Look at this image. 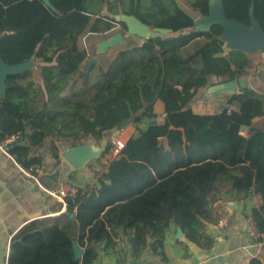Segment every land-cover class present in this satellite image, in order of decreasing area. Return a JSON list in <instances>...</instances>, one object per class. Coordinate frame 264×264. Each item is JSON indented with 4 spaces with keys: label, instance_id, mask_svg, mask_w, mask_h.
Listing matches in <instances>:
<instances>
[{
    "label": "trees",
    "instance_id": "1",
    "mask_svg": "<svg viewBox=\"0 0 264 264\" xmlns=\"http://www.w3.org/2000/svg\"><path fill=\"white\" fill-rule=\"evenodd\" d=\"M211 1L188 0L195 16L177 0H49L51 7L43 0H0V58L8 66L34 64L11 73L0 95V141L21 133L9 155L29 169L43 166L38 151L47 143L59 158L58 145L67 141L70 147L106 142L93 172L96 189L81 188L64 199L66 212L21 228L7 264H94L123 243L134 260L147 249L163 255L171 226L209 250L216 204L249 195L258 199L252 215L263 235L262 259L249 264H264V130H249L248 137L241 130L264 117V97L241 89L229 101L241 105L240 113L231 116L228 109L198 115L191 108L205 91L245 76L251 66L246 52L227 49L221 26L198 30L197 18L209 15ZM220 1L227 18L249 27L255 20L264 31V0ZM119 15L170 33L131 42ZM117 26L125 43L86 74L90 53L82 39ZM158 100L164 122L143 130L145 121L157 119ZM130 124L137 125L135 134L109 159L110 135Z\"/></svg>",
    "mask_w": 264,
    "mask_h": 264
},
{
    "label": "crops",
    "instance_id": "2",
    "mask_svg": "<svg viewBox=\"0 0 264 264\" xmlns=\"http://www.w3.org/2000/svg\"><path fill=\"white\" fill-rule=\"evenodd\" d=\"M247 54L251 66L240 78L245 88L264 97V52L256 50ZM241 89L239 87L235 93L208 89L191 108L198 115H218L227 109L240 113L241 105L229 101ZM154 114L157 119L145 121L140 126L143 130L152 122H164L165 105L161 100L154 104ZM252 129L264 130V117L256 118L252 127H242V136L248 137ZM136 130L137 125L130 124L122 131L131 138ZM58 146L59 158H53L46 147L38 151L44 157L40 185L23 173L8 152L0 150V252L4 253V264L8 262L11 240L21 228L37 218L57 217L66 212L65 200L50 193L66 182L90 191L99 184V177L93 172H87L85 167L76 170L66 162L61 157L66 147ZM228 200L219 202L220 206L216 207L218 221L207 225V233L214 239L209 250L190 244L180 228L171 226L166 233L163 255H155L147 249L141 259L134 260L129 254V244L123 243L114 253H101L94 264H249L255 258L262 259V247L249 238L245 229V215L252 213L257 197L249 195L240 200Z\"/></svg>",
    "mask_w": 264,
    "mask_h": 264
},
{
    "label": "water",
    "instance_id": "3",
    "mask_svg": "<svg viewBox=\"0 0 264 264\" xmlns=\"http://www.w3.org/2000/svg\"><path fill=\"white\" fill-rule=\"evenodd\" d=\"M44 3L51 7L49 0H43ZM217 5L211 1L210 13L208 16L203 17L202 21H207L206 28H198V30L206 31L213 25H219L223 29V39L230 44V48L242 50L244 52H253L256 50H261L264 52V31L261 29L259 24L252 20L251 27L243 24H239L233 19L226 17L224 13L223 6L220 0H217ZM117 22H123L126 24L127 32L126 36H137L141 39H157L163 38L165 35L169 34L170 31L167 29L154 28L151 29L148 25L142 23L134 16L129 15H119L116 16ZM201 22H198L200 24ZM204 23V22H203ZM197 24V25H198ZM124 36L119 33L114 38L105 40L98 45V52L104 55L105 52L115 46L120 45L124 42ZM96 61L91 60V63L86 68L85 72L88 74L91 66ZM23 66V65H20ZM20 66H8L0 58V95L4 96L6 91V80L11 73L22 71L20 69L14 70ZM25 70V69H23ZM245 88V84L242 78L238 80H231L223 84L211 87L208 91H230L235 93L238 89ZM244 130L246 128H243ZM105 142L101 144L100 147L86 144L78 147L65 148L62 153V158L68 162L74 169H82L90 161L94 159H99L105 149ZM76 256L80 258L82 253L80 250L76 251Z\"/></svg>",
    "mask_w": 264,
    "mask_h": 264
},
{
    "label": "built area",
    "instance_id": "4",
    "mask_svg": "<svg viewBox=\"0 0 264 264\" xmlns=\"http://www.w3.org/2000/svg\"><path fill=\"white\" fill-rule=\"evenodd\" d=\"M233 111L228 110V114L231 116ZM21 137V133H17L7 137L5 140L0 141V150L3 152H8V148L13 144L17 143ZM129 137L126 136L123 131H116L111 136V143L113 146L111 156L115 158L118 156L126 147ZM23 173L30 179L34 180L38 185H40V178L43 174V167L40 166H31L29 169L22 167ZM81 187L70 182L62 184L56 192L50 193L55 198H75L80 191ZM245 229L251 240L256 242L260 247L262 244H259V240L263 238L262 233L258 230L257 225L254 221L252 213L245 215Z\"/></svg>",
    "mask_w": 264,
    "mask_h": 264
},
{
    "label": "rangeland",
    "instance_id": "5",
    "mask_svg": "<svg viewBox=\"0 0 264 264\" xmlns=\"http://www.w3.org/2000/svg\"><path fill=\"white\" fill-rule=\"evenodd\" d=\"M177 2L181 5V7L182 8H184L187 12H189V13H192L193 15H195V13L194 12H192L191 11V9L189 8V3H188V0H177ZM212 2L214 3V5H217L216 3H217V0H212ZM196 16V15H195ZM203 17H198L197 18V24H198V22H201L200 24H198L197 26H198V28H202L203 27V22H205V23H207V21H202L203 19H202ZM200 26V27H199ZM121 31V27L120 26H117L115 29H114V31L112 32V33H109V34H107V35H104V36H97V35H92V34H90V33H87L85 36H84V38L82 39V42H83V45L85 46V48H87L88 50H89V53H90V58H88L87 59V61L85 62V69L88 67V65L91 63V60H94V61H99V62H101L102 64H105L106 63V61H107V56H108V54L110 53V52H112L111 50L109 51V49L107 50V51H109L107 54H106V52H105V54L104 55H101V54H99V52H98V45L101 43V42H103V41H105V40H109V39H112V38H114L116 35H117V33L118 32H120ZM129 37H131L130 38V41L131 42H136V41H141L140 39H139V37H137V36H129ZM123 43H125V42H123ZM122 44V43H121ZM230 48V44L228 43V41H227V49H229ZM111 49V48H110ZM95 54H96V57H95ZM34 66V64H33V62H31V63H28V64H25V65H23V66H20V67H18V68H16V69H14V70H17V69H20V70H23V69H29V68H32ZM35 80H36V82H39L40 81V78L38 77V76H35ZM122 131V130H121ZM111 136L112 135H110V139H111ZM88 144H90V143H88ZM105 144H106V142H105ZM48 145H49V143H47L46 144V149H48L47 147H48ZM64 145V147H70V142L69 141H67L66 143H64L63 144ZM93 145V144H92ZM96 146V145H95ZM101 146V145H100ZM100 146H98V147H100ZM108 158H113L111 155L108 157ZM85 168H87V172H95V171H97L98 169H99V165L96 163V159H94V160H92V161H90L88 164H86L85 165ZM220 206V204L218 203V204H216V207H219ZM0 264H4V253L3 252H0Z\"/></svg>",
    "mask_w": 264,
    "mask_h": 264
},
{
    "label": "bare ground",
    "instance_id": "6",
    "mask_svg": "<svg viewBox=\"0 0 264 264\" xmlns=\"http://www.w3.org/2000/svg\"><path fill=\"white\" fill-rule=\"evenodd\" d=\"M207 27V23H203V27L202 28H206Z\"/></svg>",
    "mask_w": 264,
    "mask_h": 264
}]
</instances>
